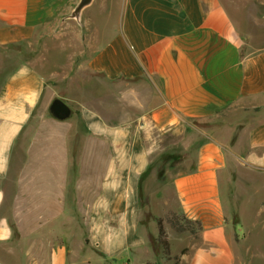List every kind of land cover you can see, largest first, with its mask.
Here are the masks:
<instances>
[{
  "label": "crops",
  "instance_id": "0c3cea01",
  "mask_svg": "<svg viewBox=\"0 0 264 264\" xmlns=\"http://www.w3.org/2000/svg\"><path fill=\"white\" fill-rule=\"evenodd\" d=\"M78 1L0 0V241L32 236L41 264H68L74 250L52 236H80L88 215L90 244L138 264L264 258L228 210L241 173L264 168V15L251 0H127L119 29L84 13V31L55 30ZM52 32L62 46L39 55ZM56 98L70 118L50 113ZM172 212L203 228L166 223L167 258L158 219Z\"/></svg>",
  "mask_w": 264,
  "mask_h": 264
},
{
  "label": "rangeland",
  "instance_id": "374dc122",
  "mask_svg": "<svg viewBox=\"0 0 264 264\" xmlns=\"http://www.w3.org/2000/svg\"><path fill=\"white\" fill-rule=\"evenodd\" d=\"M235 1L238 2L239 0ZM251 1L253 2L251 10L253 12L256 10L260 16L264 15V4L261 3V0ZM126 4L127 0H109L106 5L100 3V0H97L95 4L85 12L86 24H90L87 21L88 19H91L90 22L95 28H108V30L112 31L121 28L126 24ZM68 24H72L76 31L82 30L74 20L63 21V18H59L53 22L55 30L57 31L61 30L59 26ZM58 35L60 36L59 32H52L45 37H40L42 39H40L38 43L36 53L43 55L48 53L49 50L46 49L48 47H61L64 38L57 39ZM66 35L67 40H73V32ZM108 35H110V33ZM61 60L56 67V70L60 71L58 72L59 75L56 77L59 80H62V76L64 75L63 60ZM71 74L73 76L76 75L75 73ZM61 82L62 81H60V84ZM77 91V88H72L70 90H66L63 87L61 88L63 94L74 93V95H76L75 93H77ZM71 108L73 110V107ZM256 171L257 172L253 176L248 175L249 173H241L240 180H242L239 182L242 185V189H240L241 193L237 197L239 202L238 207L234 210H231V208L228 210L235 211L234 217H236L238 222L241 223L240 228L248 233V239L245 242L244 247L249 248V250L256 255H262L264 253V168ZM223 194L225 198L229 197V186L227 187L225 183L223 184ZM88 221L89 216L87 215L82 220L84 225L79 227L82 228V230L79 231L81 234L80 236L73 235V229L76 227L75 225L71 226L67 232V236H52L53 240L51 243L56 247L60 241L64 239L66 244L70 245L74 250L73 254L68 259V264H126L129 260H133V258L129 257L126 252L123 254L100 252L93 243L90 244L89 240L85 239L83 236V232H85V230L87 232L88 230V227L86 226ZM150 229L153 231L156 230L155 224L150 225ZM85 237L88 238V236ZM31 239L32 236L26 238L13 236L9 240L0 241V264H41L40 262L42 261H48L49 258L47 256H41L46 253H39L36 241H32ZM45 244L46 241L44 242V245ZM142 261H144L143 257L133 260L130 264H138ZM252 261L253 264H264V258H261L260 256L254 257Z\"/></svg>",
  "mask_w": 264,
  "mask_h": 264
},
{
  "label": "trees",
  "instance_id": "16d2710c",
  "mask_svg": "<svg viewBox=\"0 0 264 264\" xmlns=\"http://www.w3.org/2000/svg\"><path fill=\"white\" fill-rule=\"evenodd\" d=\"M166 223H169L176 231L185 232L189 231L194 235H198L203 226L200 221H194L185 214H177L172 212L167 218L158 219L159 238L164 254L167 258H171L170 242L168 241V234L166 231ZM179 260V257L176 258ZM177 264H179L177 262Z\"/></svg>",
  "mask_w": 264,
  "mask_h": 264
},
{
  "label": "water",
  "instance_id": "95a60500",
  "mask_svg": "<svg viewBox=\"0 0 264 264\" xmlns=\"http://www.w3.org/2000/svg\"><path fill=\"white\" fill-rule=\"evenodd\" d=\"M95 0H79L71 12L63 17V21L74 20L84 30V13L94 4ZM50 113L57 119L65 120L72 116V108L61 98H56L50 107Z\"/></svg>",
  "mask_w": 264,
  "mask_h": 264
}]
</instances>
